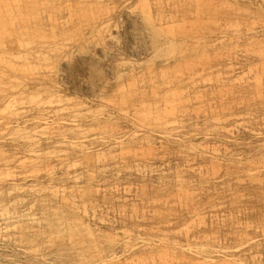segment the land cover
<instances>
[{"label":"rangeland","instance_id":"rangeland-1","mask_svg":"<svg viewBox=\"0 0 264 264\" xmlns=\"http://www.w3.org/2000/svg\"><path fill=\"white\" fill-rule=\"evenodd\" d=\"M0 109V264H264V0H0Z\"/></svg>","mask_w":264,"mask_h":264},{"label":"bare ground","instance_id":"bare-ground-1","mask_svg":"<svg viewBox=\"0 0 264 264\" xmlns=\"http://www.w3.org/2000/svg\"><path fill=\"white\" fill-rule=\"evenodd\" d=\"M32 7H34L33 4H32ZM32 9H33V8H32ZM32 11H33V10H32ZM32 11H31V12H32ZM168 44H169V43H168ZM163 45H164V44H163ZM161 47H162V46H161ZM154 50H156V48H154ZM156 51H157V50H156ZM157 52H158V51H157ZM28 67H29V66H27V68H28ZM27 68H26V69H27ZM130 86H131V85H130ZM170 91H171V90H170ZM173 91H174V90H173ZM171 93H173V92H171ZM33 99H34V98H33ZM36 99H37V98H36ZM58 100H59V99H58ZM58 100H57V101H58ZM36 101H37V100H35V102H36ZM57 101H56V102H57ZM47 102H48V104H54V103H52L53 101H51V103H49V101H47ZM39 103H40V102H39ZM8 104H9V103H8ZM45 104H46V103H45ZM35 105H36V104H35ZM5 106H6V105H5ZM5 106H4V107H5ZM8 106H9V105H7V107H8ZM4 107H3V108H4ZM10 108H11V106H10ZM4 109H5V108H4ZM14 109H15V108H14ZM44 109H45V108H44ZM0 110H1V109H0ZM2 111H3V110H2ZM0 112H1V111H0ZM3 112H4V111H3ZM3 112H2V113H3ZM4 113H5V112H4ZM4 113H3V114H4ZM33 115H34V114H33ZM44 116H45V115H44ZM9 117H10V116H9ZM52 117H53V116H52ZM28 118H29V117H28ZM263 118H264V117H263ZM23 119H24V118H23ZM25 119H26V118H25ZM25 119H24V120H25ZM48 119L50 120V118H48ZM216 119H217V118H216ZM10 120H11V119H10ZM45 120H47V119H45ZM49 120H48V121H49ZM51 120H52V119H51ZM29 122H30V120H29ZM36 122H37V120H36ZM50 122H51V121H50ZM50 122H49V123H50ZM218 122H219V121H218ZM244 122H245V121H244ZM26 123H27V122H26ZM74 123H75V122H74ZM27 125H28V124H27ZM45 125H47V124H45ZM45 125H43L44 128H45ZM49 125H50V124H49ZM51 125H52V124H51ZM211 125H212V124H211ZM217 125H218V123H217ZM24 126H25V125H24ZM29 126H30V125H29ZM43 126H42V127H43ZM222 126H223V124H222ZM42 127H39V128H42ZM16 132H18V131H16ZM235 133H236V132H235ZM206 136H207V135H206ZM60 137H61V136H60ZM65 138H66V137H65ZM61 139H62V137H61ZM71 141H72V140H71ZM206 147H207V146H206ZM77 150H78V149H77ZM77 150H76V151H77ZM205 151H206V150H205ZM205 151H204V152H205ZM77 152H78V151H77ZM205 153H206V152H205ZM207 154H208V152H207ZM92 155H93V154H92ZM90 156H91V155H90ZM209 157H211V156H209ZM49 158H50V157H49ZM91 158H92V157H91ZM53 159H54V158H53ZM220 160H221V159H220ZM50 161H51V160H50ZM84 161H85V160H84ZM91 161H92V160H91ZM104 161H105V160H104ZM51 163H52V162H51ZM91 164H92V163H91ZM164 165H165V164H164ZM160 167H161V166H160ZM129 168H130V167H128V169H129ZM178 168H179V167H178ZM92 169H93V168H92ZM128 169H127V171H128ZM130 169H131V168H130ZM84 170H85V169H84ZM90 170H91V169H90ZM117 170H118V169H117ZM164 170H165V169H164ZM164 170H163V171H164ZM55 171H56V170H55ZM85 171H86V170H85ZM113 171H114V170H113ZM125 171H126V169H125ZM161 172H162V171H161ZM165 172H166V171H165ZM59 173H60V172H59ZM92 173H93V172H92ZM92 173H91V174H92ZM102 173H103V172H102ZM21 174H22V173H21ZM51 174H52V173H51ZM89 174H90V173H89ZM106 174H107V173H106ZM110 174H111V173H110ZM6 175H7V174H6ZM46 175H48V174H46ZM53 175H54V174H53ZM108 175H109V174H108ZM93 176H94V175H93ZM163 176H164V175H163ZM90 177H91V176H90ZM165 177H166V176H165ZM5 178H6V177H5ZM21 178H22V177H21ZM163 178H164V177H163ZM164 179H165V178H164ZM93 180H94V179H93ZM18 181H19V180H18ZM50 181H52V180H50ZM12 182H14V181H12ZM54 182H55V181H54ZM15 183H16V182H15ZM57 183H58V182H57ZM59 183H60V182H59ZM74 183H75V182H74ZM77 183H78V181H77ZM18 184H19V183H18ZM34 184H35V183H34ZM39 184H40V183H39ZM60 184H62V183H60ZM66 184H67V183H66ZM5 185H6V184H5ZM16 185H17V184H16ZM19 185H20V184H19ZM3 186H4V185H3ZM9 186H10V184H9ZM9 186H8V187H9ZM9 188H10V187H9ZM87 188H88V187H87ZM5 189H6V188H5ZM87 190H88V189H87ZM84 191H85V189H84ZM23 193H24V192H23ZM35 197H36V196H35ZM165 198H166V197H165ZM168 198H169V197H168ZM35 199H36V198H35ZM0 200H1V199H0ZM165 201H166V200H165ZM165 201H164V202H165ZM36 202H37V200H36ZM41 202H42V201H41ZM59 202H60V201H59ZM38 203H39V202H38ZM85 203H86V202H85ZM85 203H83V205H84ZM66 204H67V203H66ZM77 204H78V203H77ZM80 204H81V203H80ZM88 204H89V203H88ZM29 205H32V203L29 204ZM34 205H35V204H34ZM34 205H32V206H34ZM62 205H63V204H62ZM73 205H74V204H73ZM83 205H82V207H83ZM37 206H38V205H37ZM37 206H36V207H37ZM64 206H65V205H64ZM67 206H68V205H67ZM88 206H89V205H88ZM19 207H20V206H19ZM65 207H66V206H65ZM89 207H90V206H89ZM91 207H92V206H91ZM28 208H29V207H28ZM32 208H33V207H32ZM44 208H45V207H44ZM66 208H67V207H66ZM60 209H61V208H60ZM64 209H65V208H64ZM80 209H82V208H80ZM3 210H4V206H3V205H0V211H1V212H4ZM42 210H43V209H42ZM44 210H45V209H44ZM46 210H47V208H46ZM46 210H45V211H46ZM88 210L90 211V209H88ZM96 210H97V209H96ZM142 210L144 211L145 209H142ZM45 211H44V212H45ZM71 211H73V210H71ZM74 211H75V210H74ZM74 211H73V212H74ZM82 211H83V210H82ZM99 211H100V210H99ZM143 211H142V212H143ZM62 212H63V211H62ZM65 212H66V211H65ZM87 212H88V211H87ZM105 212H106V211H105ZM35 213H36V212H35ZM39 213H41V212H39ZM57 213H61V212H57ZM76 213H77V212H76ZM143 213H144V212H143ZM10 214H11V213H10ZM27 214H28V213H27ZM63 214H64V213H63ZM84 214H85V212H84ZM108 214H109V212H108ZM40 215H41V214H40ZM58 215H59V214H58ZM65 215H66V214H65ZM82 215H83V214H82ZM87 215H88V214H87ZM109 215H110V214H109ZM21 216H22V215H21ZM42 216H43V215H42ZM69 216H70V215H69ZM75 216H76V215H75ZM33 217H34V216H33ZM46 217H47V216H46ZM48 217H49V216H48ZM52 217H53V216H52ZM83 217H84V216H83ZM89 217H90V216H89ZM106 217H108V216H106ZM110 217H111V216H110ZM26 218H27V217H26ZM49 218H50V217H49ZM60 218H61V217H60ZM77 218H78V217H77ZM77 218H76V219H77ZM22 219H23V218H22ZM28 219H29V218H28ZM31 219L33 220V218H31ZM31 219H30V220H31ZM35 219H36V218H35ZM37 219H38V218H37ZM50 219H51V218H50ZM55 219H56V218H55ZM83 219H84V218H83ZM25 220H26V219H25ZM57 220H58V219H57ZM81 220H82V219H81ZM104 220H106V218H105ZM22 221H23V220H22ZM50 221H51V220H50ZM64 221H65V220H64ZM78 221H79V220H78ZM17 222H19V217H18V216L11 215L10 217L8 216L7 218H5V219L1 222V224H2L4 227H7V228H8V227L10 226V227H12V228L15 229V226H14V225H16L15 223H17ZM55 222H56V221H55ZM79 222H80V221H79ZM87 222H88V221H87ZM21 224H22V223H21ZM54 224H55V223H54ZM186 224H187V222H186ZM188 224H189V223H188ZM188 224H187V225H188ZM17 226H18V225H17ZM54 226H56V225H54ZM61 226H62V225H61ZM79 226H81V225H79ZM84 226H85V225H84ZM93 226H94V225H93ZM95 226H97V225H95ZM99 226H100V225H99ZM183 226H185V224H184ZM188 226H189V225H188ZM19 227H20V226H19ZM49 227H50V226H49ZM57 227H58V226H57ZM82 227H83V226H82ZM85 227H86V226H85ZM246 227H247V226H246ZM62 228H63V226H62ZM74 228H76V227L73 226V230H74ZM248 228H249V227H248ZM8 229H9V228H8ZM19 229H20V228H19ZM58 229H59V228H58ZM66 229H67V228H66ZM245 229H247V228H245ZM256 229H258V228H255V230H256ZM263 229H264V228H263ZM263 229H262V227L260 228V230H263ZM40 230H41V229H40ZM48 230H49V229H48ZM60 230H61V229H60ZM62 230H63V229H62ZM84 230H85V229H84ZM84 230H83V231H84ZM96 230H97V229H96ZM99 230H100V229H99ZM183 230H184V229H183ZM56 231H57V230H56ZM76 231H77V230H76ZM100 231H101V230H100ZM121 231H122V230H121ZM125 231H126V230H125ZM184 231H187V230L185 229ZM44 232H45V231H44ZM61 232H62V231H61ZM61 232H59V234H60ZM86 232H88V231H86ZM89 232H90V231H89ZM96 232H97V231H96ZM126 232H127V233H126ZM126 232H125V233H126V235H127V234H128V231H126ZM129 232H130V231H129ZM25 233H26V232H25ZM40 233H41V232H40ZM64 233H65V232H64ZM67 233H68V232H67ZM78 233H80V229H79V232H78ZM84 233H85V232H84ZM94 233H95V232H94ZM97 233H98V232H97ZM102 233H103V232H102ZM122 233H123V231H122ZM125 233H124V234H125ZM182 233H183V232H182ZM262 233H263V231H262ZM12 234H13V233H12ZM17 234H18V233H17ZM23 234H24V233H23ZM54 234H55V233H54ZM56 234H57V233H56ZM95 234H96V233H95ZM186 234H187V233H186ZM25 235H26V234H25ZM91 235L94 236V234H91ZM102 235H104V234H102ZM184 235H185V233H184ZM41 236H42V235H41ZM43 236H44V234H43ZM48 236H49V235H47V237H48ZM63 236H64V235H63ZM65 236H66V235H65ZM119 236H120V235H119ZM127 236H128V235H127ZM19 237H22V236L20 235ZM49 237H50V236H49ZM51 237H52V236H51ZM56 237H57L56 240H58V235H56ZM56 237H55V238H56ZM91 237H92V236H91ZM103 237H104V236H103ZM128 237H129V236H128ZM247 237H248V235H247ZM27 238H28V237H27ZM27 238H26V239H27ZM52 238H53V237H52ZM96 238H97V237H96ZM100 238H102V236H101ZM170 238H171V237H170ZM40 239H41V238H40ZM45 239H46V238H45ZM104 239H105V237H104ZM135 239H136V238H135ZM137 239H138V238H137ZM29 240H30V239H29ZM41 240H42V239H41ZM43 240H44V239H43ZM56 240H55V241H56ZM96 240H97V239H96ZM96 240H95V241H96ZM101 240H102V239H101ZM243 240H244V239H243ZM240 241H241V240H240ZM247 241H248V240H247ZM100 242H101V241H100ZM102 242H103V241H102ZM124 242H126V241H124ZM262 242H263V240H262ZM245 243H246V242H245ZM254 243H255V242H254ZM256 243H257V242H256ZM139 244H140V243H139ZM238 244H239V243H238ZM252 244H253V243H252ZM242 245H243V244H242ZM257 245H258V244H257ZM257 245H256V246H257ZM262 245H263V244H262ZM120 246H121V245H120ZM123 246H124V245H123ZM128 246H129V245H128ZM238 246H239V245H238ZM253 246H254V245H253ZM251 248H252V247H251ZM254 248H255V247H254ZM256 248H258V246H257ZM247 250H248V248H247ZM249 251H250V249H249ZM134 253H135V252H134ZM75 254H77V253H75ZM138 254H139V253H138ZM255 255H256V254H255ZM257 255H258V254H257ZM46 256H47V255H46ZM253 256H254V255H253ZM253 256L251 255V256H249V257H253ZM70 257H71V256H70ZM131 257H132V256H131ZM50 258H51V257H50ZM133 258H134V257H133ZM135 258H136V257H135ZM139 258H140V257H139ZM241 258H242V257H241ZM141 260H142V259H141ZM48 261L50 262V260H48ZM52 261H53V260H52ZM74 261H75V258H74ZM134 261H135V260H134ZM136 261H137V260H136ZM45 262H46V261H45ZM126 263H127V262H126Z\"/></svg>","mask_w":264,"mask_h":264}]
</instances>
